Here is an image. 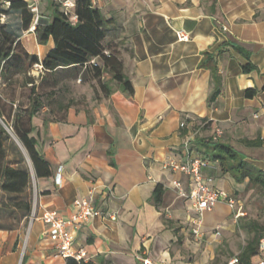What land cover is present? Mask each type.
Listing matches in <instances>:
<instances>
[{
	"label": "crops",
	"instance_id": "1",
	"mask_svg": "<svg viewBox=\"0 0 264 264\" xmlns=\"http://www.w3.org/2000/svg\"><path fill=\"white\" fill-rule=\"evenodd\" d=\"M92 3L108 21L107 42L120 51L134 92L129 95L114 84L108 96L60 103L33 117L31 136L51 174L37 177L24 148L37 216H21L10 228L0 223V264H144L145 259L213 264L232 230L231 210L220 202L205 212L204 235L196 236L194 220L200 216L173 186L181 181L190 191V178L164 165L186 160L188 139L193 156L211 159L206 145L220 129L219 142L264 170V161L254 158L264 156V0ZM40 46L47 48L46 56L54 43ZM248 64L250 72L244 70ZM257 138L261 146L243 142ZM204 175L234 198L247 186L224 172L219 160H212ZM158 185L163 187L159 204ZM95 186V205L103 215L79 227L69 225L87 261L64 259L42 216L56 212L70 219L74 202L89 197ZM3 196L9 194L0 191V203Z\"/></svg>",
	"mask_w": 264,
	"mask_h": 264
},
{
	"label": "trees",
	"instance_id": "2",
	"mask_svg": "<svg viewBox=\"0 0 264 264\" xmlns=\"http://www.w3.org/2000/svg\"><path fill=\"white\" fill-rule=\"evenodd\" d=\"M50 11L48 21H41L36 25L35 34L42 45H47L50 40L54 47L41 59L38 54L30 53L21 41V37L15 35L8 22L0 20V77L8 85H14L16 74H27L36 64L42 65L47 73H56L59 70L75 72L78 69L93 78L98 87L95 95L99 98L101 93L108 96L113 91V85L128 93L133 94L132 82L124 73V63L120 58L119 50L115 49L107 38L109 36L108 21L100 9L95 7L92 0H76L71 9L78 16L76 22L72 21L58 5L52 1L45 3ZM21 15V28L29 30L34 22V13L30 11L24 0H12L8 8H0L2 14ZM6 25H8L6 27ZM19 25V24H17ZM16 28V26H13ZM246 72L252 70V65L244 67ZM107 76L109 77L108 79ZM45 78V77H43ZM30 84V105L14 106L16 102L13 96L4 97L6 89L0 94V119L9 125V118L14 115L13 129L26 149L37 177L49 176L51 169L47 161L37 149V140L31 136L34 130L32 119L44 106L39 92L40 85L36 84L34 77H28L25 85ZM15 90V89H14ZM13 90V91H14ZM101 91V92H100ZM253 90H249V95ZM10 102V104L8 103ZM15 112V113H14ZM6 128L0 124V191L7 192L11 196L10 206L7 200H2V207L15 208L21 211L22 216H29L32 211V203L27 196L31 188L32 173L29 168L15 167L6 161L5 138ZM206 145L212 150L209 154L212 160H219L224 172L231 173L236 182L247 181L246 189L259 188L264 193V170L253 164L247 156L233 146L219 141H211ZM248 146H261L260 138L243 141ZM206 154V153H205ZM207 155V154H206ZM15 195V196H14ZM23 198H20L22 197ZM163 196V187L158 185L155 190V200L159 204ZM252 234V238L244 246L238 257L240 264H251L259 254V245L264 237V224L252 221L243 226Z\"/></svg>",
	"mask_w": 264,
	"mask_h": 264
},
{
	"label": "rangeland",
	"instance_id": "3",
	"mask_svg": "<svg viewBox=\"0 0 264 264\" xmlns=\"http://www.w3.org/2000/svg\"><path fill=\"white\" fill-rule=\"evenodd\" d=\"M48 2H50V0H45V2L41 5L40 14L43 17L41 21L48 20L50 15V11L47 9V5L45 4ZM20 18L21 15L19 13L9 14L4 17L3 22H8L10 26L15 29V35L21 37L20 39L23 43V46L29 52L38 54L41 59L44 58L47 48L40 46V43L34 36V32L23 30L21 28ZM7 26L8 25H6V27ZM13 26H16V28ZM28 77H34L36 84L40 85L39 92L42 96V101L44 104L40 110L41 113H49L50 111L52 112L53 110H56L57 105L60 103L67 104L69 101L84 102L94 100L96 97L95 89L98 87V84L93 78L84 73L83 70L78 69V71L75 72L59 70L56 73H47L43 68L40 67V65L36 64L28 71L26 75L16 74L13 78L15 81L14 85H8L5 87V83L0 77V94H2L3 89H6L4 97L6 99H9L10 95L14 97V101L16 102L14 106L15 109L17 108V105H30L29 96L31 86L30 84L25 85V81L28 79ZM8 103L10 104L9 101ZM8 121L9 125L0 119V124L7 129H5L7 132V136L5 138L7 154L6 161L12 166L30 169V160L28 159V156L25 155L24 146L16 136L13 129V124L15 121L14 115L12 118H9ZM220 139H223V137L221 136L218 140L214 141H220ZM254 158L255 160L264 161V156H254ZM25 197L31 200L32 211L30 216H33V212L36 210L38 204L37 192L33 177L30 191L27 196H24V198ZM235 197L238 200L236 212L241 211L245 214L239 218H236L235 210H233L228 205L232 213L230 216L233 222L232 230L226 237L222 236L225 238V242L221 246V250L217 253V257L213 264H228V261L232 257L239 255L241 249L252 238V234L243 227L244 225L252 221L264 224V193L261 189H246L245 187V190L235 194ZM20 198H23V196ZM2 200H7V206H10L9 203H11V196H3L1 198V201ZM21 216V211H17L15 208H12V206L0 209V223L4 227H12L17 221L19 222Z\"/></svg>",
	"mask_w": 264,
	"mask_h": 264
},
{
	"label": "built area",
	"instance_id": "4",
	"mask_svg": "<svg viewBox=\"0 0 264 264\" xmlns=\"http://www.w3.org/2000/svg\"><path fill=\"white\" fill-rule=\"evenodd\" d=\"M12 0H0V8H8L11 5ZM31 12L34 13V22L30 32H35L36 25L43 19L40 14L41 5L45 0H24ZM58 5L67 15L70 16L72 21L76 22L78 16L71 11L75 6L76 0H50ZM5 14H2L0 20L3 22ZM180 38L187 39L184 33H179ZM39 65V64H37ZM41 68L42 65H40ZM185 126V123L182 124ZM223 132L220 129L216 130L214 140H218L222 136ZM191 140L185 141L187 149V158L184 161L172 160L165 163L164 168L172 169L174 171L184 173L189 176L191 182V189L187 191L181 181L174 180L173 186L179 190L181 196L189 200L192 204V208L200 216L194 220L197 225L193 229L196 236H203L201 231L202 220L201 216L207 211H212L218 203L226 202L233 210L238 206V200L231 196L227 191L219 189L213 186L211 180L204 175V169L211 167L212 160L204 156H193L190 149ZM57 183L61 185V172L57 175ZM99 190V186H95L89 192V197L83 199H77L74 202L76 212L70 217L65 219L56 212H46L43 214L42 219L48 225L47 235L53 243H55L58 254L64 259H73L79 263L87 261L88 253L85 248L77 247L75 245L76 236L72 228L79 227L86 224L91 219L103 215V212L95 205V197ZM245 213L238 211L235 213V217L239 218ZM36 210L33 212L32 218H35ZM251 264H264V237L260 241L259 254L255 257ZM144 264H152L150 259H145ZM228 264H240L239 257H233L228 261Z\"/></svg>",
	"mask_w": 264,
	"mask_h": 264
},
{
	"label": "water",
	"instance_id": "5",
	"mask_svg": "<svg viewBox=\"0 0 264 264\" xmlns=\"http://www.w3.org/2000/svg\"><path fill=\"white\" fill-rule=\"evenodd\" d=\"M48 20H46V22H47Z\"/></svg>",
	"mask_w": 264,
	"mask_h": 264
}]
</instances>
